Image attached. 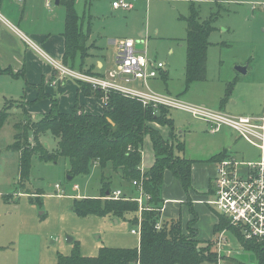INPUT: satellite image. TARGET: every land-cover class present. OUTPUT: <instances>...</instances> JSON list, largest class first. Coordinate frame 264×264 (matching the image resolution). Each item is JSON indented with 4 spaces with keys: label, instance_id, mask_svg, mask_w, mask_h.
<instances>
[{
    "label": "rangeland",
    "instance_id": "1",
    "mask_svg": "<svg viewBox=\"0 0 264 264\" xmlns=\"http://www.w3.org/2000/svg\"><path fill=\"white\" fill-rule=\"evenodd\" d=\"M134 1L135 9L123 10L114 8L113 0L88 2L75 0L77 12L83 22V30L91 33L92 40L103 47V55L110 54L114 58L118 51V41L121 39L141 40L145 43V50L148 51L150 58L166 63L168 77L150 82V86L158 93H171L186 104L217 109L211 107L208 101L214 100V94L239 75L241 79L236 83L232 96L238 91L239 95L243 96L247 90L250 98L247 105L249 110L257 113L263 111L264 0H227L218 3H214L217 0H193L200 19H212L215 29L209 37L211 45L208 50V80L194 82L191 85L187 84L184 72L187 60L185 19L191 15L192 2ZM50 2L51 9L55 10L56 14L49 15L48 8L43 9L41 6L48 16H44L42 10L36 16L46 19L49 25L57 28L63 20L65 8L62 4L56 5V0ZM142 32L144 37H141ZM85 45L83 56L91 57L95 52L94 45H90L89 41ZM34 53L33 55L5 53L7 57L0 61L3 69L10 68L15 74L18 73V75L0 73V110L7 101L19 100L24 95L28 99L35 97L33 88H29L28 80L40 79L44 68L52 65L37 51ZM80 63V56L76 55L75 66L80 67ZM238 65L249 66L247 74L238 73L236 71ZM133 85L147 91L141 83ZM90 93L89 95H95L92 91ZM204 97L208 98L207 101H196ZM41 100L32 101V107L39 114L45 113L49 107V103ZM95 100L99 104L100 99ZM32 102L30 100V105ZM241 106L242 104L238 103L237 107ZM12 109L16 112L19 106L14 105ZM170 113L176 121L178 132L182 131L180 135L185 149L181 154L195 161L193 171L195 178L197 173L200 178L213 174L212 158L222 151L224 142L231 141V137L235 143L232 144L230 151L229 147L224 151L240 159L257 157V148L238 138L232 129L224 127L219 133H211L207 122L194 117L188 111L170 108ZM14 123L11 118L0 131V264H57L58 256L71 254L77 244L80 253L85 256L97 255L101 247L122 248L139 245L140 236L131 233L137 226L134 218L136 215L140 216L139 213H133L124 219L111 215L81 216L74 210L75 198L84 199L100 195L102 170L99 165H95L88 175H77L68 180L67 176L70 173L66 160L60 158L58 162L45 161L34 155L29 180L22 183L21 154L11 147L15 135ZM45 140L48 149L53 151L55 141L50 134L40 137V142ZM28 141L31 145L35 144L31 130ZM236 141L243 142L237 144ZM143 152L144 160H150L153 148L149 135L145 138ZM104 177L110 183L112 191L121 188L131 192L130 183L120 179L116 174L113 175L109 165L104 169ZM194 179L190 195L194 201L193 211L198 217L195 227L200 240L210 241L217 234V231H214L216 217L222 213L215 205L204 202L207 195L203 196L195 190L198 183L194 182L196 181ZM213 180L212 178L210 184L212 189L208 193L212 197L215 190ZM57 184L59 189L56 188ZM163 193L167 199L164 204L166 209L164 219L172 221L179 218L186 229L193 213L190 206L185 203L187 199L185 189L170 170L165 172ZM176 199L182 203L176 204L174 202ZM227 237L235 253H248L240 248L231 231ZM227 259L228 256L223 257L221 262L217 259V263L207 264H235L234 261Z\"/></svg>",
    "mask_w": 264,
    "mask_h": 264
},
{
    "label": "trees",
    "instance_id": "2",
    "mask_svg": "<svg viewBox=\"0 0 264 264\" xmlns=\"http://www.w3.org/2000/svg\"><path fill=\"white\" fill-rule=\"evenodd\" d=\"M62 2V1H61ZM66 6V40L65 61L74 58L77 52L84 55L88 39L80 25V18L75 9V0L62 2ZM187 23V60L184 76L190 85L192 82L204 80L207 73L208 49L211 44L210 35L215 29L212 19L201 20L195 3ZM212 16H215L212 14ZM84 57V56H83ZM0 73L15 74L12 69H3ZM57 73V72H56ZM90 73V72H89ZM80 90L86 94L94 92L102 97L103 93L82 81H76ZM234 82L228 85L225 99L231 93ZM38 98H51V107L39 119L32 117L24 99L7 101L0 110V131L4 125L14 120V142L11 147L18 150L20 157L21 182L29 180L31 161L34 155L45 161L58 162L63 158L69 164L68 175H88L95 165L101 168V189L98 197L74 200V210L81 216L111 215L126 219L131 214L139 213V204L133 199H114L109 197L112 191L110 183L104 177V169L109 165L111 173L116 174L133 185L137 180L142 183L144 191L150 196L148 203L152 209H145L141 214V235L137 247H101L94 256L80 253L79 244L71 254L58 256L57 264H207L217 263V253L213 241H202L198 237L197 214L192 207L190 191L193 190L192 171L194 160L186 158L184 143L176 132L175 122L168 108L152 105L145 106L139 100L110 93L104 110L100 114H90L83 105L75 103L70 111L60 109L58 98L51 97L44 91V85L35 86ZM14 105L19 109L14 112ZM155 125H158V127ZM167 126L169 138H164L160 127ZM32 131L35 144L28 141L29 131ZM50 134L55 141L53 151L48 149L45 141L40 142L42 135ZM150 136L155 160L152 166L142 170V150L146 136ZM225 155L222 151L212 158L211 162L220 160ZM170 170L181 182L186 191L185 203L193 213L186 229L177 218L172 221L162 219V227L156 229L155 224L161 219V213L156 210L164 205L162 190L165 172ZM111 179V178H110ZM134 194H138L134 186ZM109 192V195H107ZM129 195L128 193H125ZM134 218L138 224L139 216ZM228 228L237 235L243 249L255 255V262H244L233 256L227 260L235 264H264V241L246 240L234 228L229 219L223 215L217 217L214 231Z\"/></svg>",
    "mask_w": 264,
    "mask_h": 264
},
{
    "label": "built area",
    "instance_id": "3",
    "mask_svg": "<svg viewBox=\"0 0 264 264\" xmlns=\"http://www.w3.org/2000/svg\"><path fill=\"white\" fill-rule=\"evenodd\" d=\"M112 4L116 9L135 8L134 0H113ZM138 42L144 44L142 49L137 48ZM44 56L53 64L61 77L87 83L92 89L103 92L106 99L110 93L115 92L139 100L145 106L183 109L207 122L211 133H218L227 127L235 131L239 138L257 148L258 154L254 159H240L225 151L223 158L213 162L214 197L207 196L204 202L215 205L246 240L264 241V114L235 116L223 110L186 104L171 94H162L153 90L148 85V81L160 75L165 63L153 61L145 50V43L141 40L133 38L119 40L115 66L105 75L76 70L54 59L51 60L47 53ZM135 82L141 83L147 91L134 86ZM133 185L137 188L136 196L132 197L121 189H115L109 197L131 198L138 202L140 216L136 228H133L131 233L140 236L141 214L145 209L153 207L148 203L150 196L144 191L142 183L134 180ZM56 188H60L58 184ZM164 209V205L156 208L161 213V219L155 224L156 229L162 227ZM229 231L231 230L228 228L220 229L213 238L214 251L220 262L223 257L235 254V249L227 237ZM232 236L236 237L240 248L243 249L237 235L232 232Z\"/></svg>",
    "mask_w": 264,
    "mask_h": 264
},
{
    "label": "crops",
    "instance_id": "4",
    "mask_svg": "<svg viewBox=\"0 0 264 264\" xmlns=\"http://www.w3.org/2000/svg\"><path fill=\"white\" fill-rule=\"evenodd\" d=\"M61 1L63 2L65 0H56V5L62 4L65 8V10L63 12V17H62L63 20L60 22L59 27L55 28V27H52V24L49 25L48 21H46V19L44 20V18L41 19V18L36 16L40 10H42V12L44 13V16H48V14L45 13V11L43 10L45 8H48V10L50 12L49 15L50 14H52V15L56 14L55 13L56 11L51 9L52 4H51L50 0H44V4H42V0H0V61H3V57H7L5 55V53L12 54L13 52H16V53H21L24 55H26V54L27 55L28 54L33 55V54H35L34 51L35 52L37 51L42 56L43 59H46L44 54L47 53L51 60L54 59L55 61L60 62L61 64L66 65L68 67L74 68L76 70L94 73V74H101V75L104 74L105 75L113 66H115L117 53H116L114 58H112L110 54L106 55V56L103 55V53H102L103 47L100 46L94 40H92L91 33L85 32L83 30V22H82V19L80 17V14L77 12L76 6H75V9H76V12L80 18L79 23L81 25V29L88 36L86 43L89 41L90 45L93 44L94 45L93 49L95 52L92 53L91 57L90 56H84L83 57L81 52H77L76 55H79L80 59H81L80 67L75 66L76 55L74 58H69L67 61H65L64 54H65V50H66V40H65L64 33L66 30V14H67V11H66V6ZM86 1L88 2L89 0H86ZM190 1L194 2L193 0H190ZM223 1H227V0H217V1H214V3L223 2ZM74 5H75V3H74ZM263 5H264V2H263ZM41 6H43L44 8L42 9ZM135 8H136V3H135ZM135 8H133V9H135ZM133 9H130V10H133ZM58 14H59L58 19H60L61 12ZM142 34H143V32L141 33V35ZM151 59L153 61H157L156 59H153V58H151ZM48 62L52 66L49 65V66H46L44 68L45 73L42 72L40 79L35 80V81H29L28 80L29 88H33L34 93H35V97L34 98L31 97L30 99H28L24 95L20 99H24V101H26V102H30V100H31V102L32 101L33 102L38 101L39 100V98H38L39 90H37V88L35 86L39 85V84H43L44 85V91L46 94H48L51 97L58 98V103H59L60 109L62 111H70L71 107L75 103L79 102L81 105L84 106L85 111L87 113L100 114L103 112L104 105L107 101V99L105 98V94H103L102 97L97 96L96 94L95 95L84 94L80 90L79 84L75 80L70 79V78L61 77L58 75H57L58 76L57 77L56 76L57 73L54 69L53 64L50 61H48ZM208 65L209 64L207 62L206 78L204 80H199V81H195V82H203V81L208 80V77H209ZM246 67H247V72H248L249 66H246ZM166 71H167V69H166V63H165V67L161 71L160 75H158L157 77L149 79L148 85L150 86L151 81H160L161 78L162 79L167 78L168 73ZM236 71H237V69H236ZM237 72L240 73L239 71H237ZM240 74H242V73H240ZM242 75H245V74H242ZM240 79L241 78L239 77V75H236L233 81H230V82L228 81L227 84H225L224 88L221 89V91L218 90L217 93L214 94V100L208 101L210 103V105H212L211 107H213V108L216 107L217 109H214V110H223V111H225L229 114L235 115V116L264 114V108L262 109L263 111L260 113H257L256 111H253V110H249L247 105L250 103V98L248 96L249 93H247V90L243 96L239 95V91L236 93V95L232 96L231 93H232L236 83ZM231 82H234L235 84L233 86L231 93L223 102V99L225 98V95H226L228 85ZM135 83H139V82H135ZM193 83L194 82H192L191 84H193ZM168 94H171V93H168ZM40 99H42L41 100L42 102L49 103L48 110L45 111V113L48 112L50 107H51V98L46 97V98H40ZM95 99H100L98 102L99 104H97L95 102L96 101ZM207 99H208L207 97H204V98L196 99V101H207ZM33 102L31 103V105L29 103L27 105V108H28L29 112L32 114L33 118L39 119L45 113L39 114L37 112V110L35 111L34 107H32ZM47 103H44V104H47ZM228 103H230V104H228ZM238 103L242 104V106L237 107ZM229 106H230L231 110L229 109ZM169 111H170V108H169ZM170 115H171V113H170ZM173 120L175 122L176 132L179 136H181L180 134L182 133V131L178 132V127L176 126V121L174 118H173ZM156 126L158 127V125H155V127ZM160 130H161V133H162L164 138H166V139L169 138L170 130L167 126L160 127ZM229 130H230V128H229ZM233 140L234 139L232 137H231V141L226 140L223 144L224 147H223L222 151H224L227 147H229L228 150H230L232 148V146L234 145L233 143H235V140H234V142H233ZM243 141H245V140H243ZM243 141H236V142H237V144L238 143L240 144ZM47 144L48 143H46V145ZM143 153L144 152L142 150V157H143ZM154 160H155V157H154V150H153V154H152V157L150 158V160L145 161L144 158L142 159V165H141L142 170L144 171V170L150 168L152 166ZM143 163H144V166H143ZM194 165L195 164H193V171H194ZM193 171H192V182H193V179L195 178V175H193ZM214 171H215V167H214V163H213V171H212L213 174H214ZM213 174H211L209 176L206 175V177H205V175H203L202 178H200L199 173L196 174V178L194 179L196 181H194V182L198 183L197 185H195V190L198 193H202L201 195H203V196L207 195L209 197L208 193L212 189L210 184L212 183ZM130 186L132 188L131 192L125 191L121 188H117V189H121L123 192L132 195V194H134V187L132 184H130ZM162 196L165 200V202H164V204H165L167 202V199H165V197H164L163 190H162ZM174 202L176 204L182 203L180 200H177V199ZM193 203H194V201H193ZM165 211H166V209H164L163 214L165 213ZM163 217H164V215H163ZM216 221H217V217H216ZM216 221H215V223H216ZM212 241H213V239H212Z\"/></svg>",
    "mask_w": 264,
    "mask_h": 264
},
{
    "label": "water",
    "instance_id": "5",
    "mask_svg": "<svg viewBox=\"0 0 264 264\" xmlns=\"http://www.w3.org/2000/svg\"><path fill=\"white\" fill-rule=\"evenodd\" d=\"M141 37H144V34H142ZM143 47H144V44L142 42L137 43V48L142 49ZM236 69H237V71H239L242 74L247 73V67L246 66L238 65L236 67ZM72 178H73L72 175L67 176L68 180H72ZM107 195H109V192H107ZM234 257L241 260V261H244V262H251V263L255 262V255L250 254V253L238 252V253L234 254Z\"/></svg>",
    "mask_w": 264,
    "mask_h": 264
}]
</instances>
